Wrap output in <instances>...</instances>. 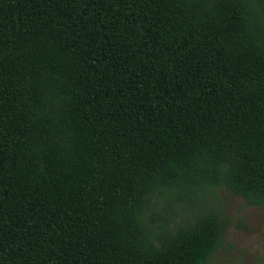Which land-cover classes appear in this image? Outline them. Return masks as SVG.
<instances>
[{"label":"trees","instance_id":"1","mask_svg":"<svg viewBox=\"0 0 264 264\" xmlns=\"http://www.w3.org/2000/svg\"><path fill=\"white\" fill-rule=\"evenodd\" d=\"M217 188L264 208V0H0V264H212Z\"/></svg>","mask_w":264,"mask_h":264},{"label":"rangeland","instance_id":"2","mask_svg":"<svg viewBox=\"0 0 264 264\" xmlns=\"http://www.w3.org/2000/svg\"><path fill=\"white\" fill-rule=\"evenodd\" d=\"M211 204L227 218L222 245L212 264H264V208L244 205L225 189H215Z\"/></svg>","mask_w":264,"mask_h":264}]
</instances>
